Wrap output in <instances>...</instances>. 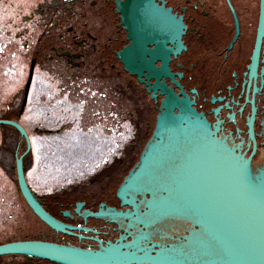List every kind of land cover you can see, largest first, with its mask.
<instances>
[{
    "label": "flooded vegetation",
    "instance_id": "obj_1",
    "mask_svg": "<svg viewBox=\"0 0 264 264\" xmlns=\"http://www.w3.org/2000/svg\"><path fill=\"white\" fill-rule=\"evenodd\" d=\"M169 91L260 161L264 0H0V119L18 121L30 138L0 125V245L42 241L83 263L135 264L120 254L137 249L126 244L143 226L128 224L134 208L118 188ZM9 129L18 144L7 143ZM17 154L60 227L24 198ZM153 242L168 247L171 238ZM0 264L69 263L9 253Z\"/></svg>",
    "mask_w": 264,
    "mask_h": 264
},
{
    "label": "water",
    "instance_id": "obj_2",
    "mask_svg": "<svg viewBox=\"0 0 264 264\" xmlns=\"http://www.w3.org/2000/svg\"><path fill=\"white\" fill-rule=\"evenodd\" d=\"M0 125L15 128L30 145L28 132L18 121L0 119ZM255 153L254 149L248 154L241 143L220 136L217 125L213 128L187 100L169 91L153 136L118 188L123 203L134 208L125 214L128 224L143 226L126 244L137 249L120 256L135 264H264V154L259 161ZM24 156L17 154L16 159L24 198L44 221L60 227L29 187ZM156 234L170 236L169 246L148 245ZM65 252L42 241L0 245V255L26 253L69 264H114L109 259L83 263Z\"/></svg>",
    "mask_w": 264,
    "mask_h": 264
},
{
    "label": "rangeland",
    "instance_id": "obj_3",
    "mask_svg": "<svg viewBox=\"0 0 264 264\" xmlns=\"http://www.w3.org/2000/svg\"><path fill=\"white\" fill-rule=\"evenodd\" d=\"M7 131V132H6ZM5 133L8 135V138H7V143H12V144H14V145H16V144H18V142L20 141V137L15 133V132H13L12 130H5ZM34 142L36 143V144H41V143H43L42 142V140H41V138L40 137H34ZM78 153H80V152H78ZM81 155L80 156H82V155H84V153H80ZM36 155H37V152H36ZM79 156V157H80ZM78 157V158H79ZM37 158H38V155H37ZM78 158H77V160H78ZM39 159V158H38ZM36 168L38 169V170H41L42 172H44V169L41 167V166H39V162H37V166H36ZM1 171V170H0ZM15 174V173H14ZM51 174H52V172H51Z\"/></svg>",
    "mask_w": 264,
    "mask_h": 264
}]
</instances>
